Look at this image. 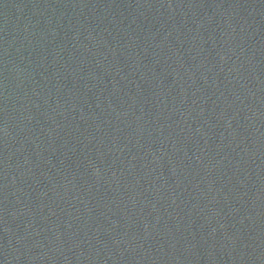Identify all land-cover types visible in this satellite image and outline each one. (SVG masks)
Returning <instances> with one entry per match:
<instances>
[{"label": "water", "instance_id": "obj_1", "mask_svg": "<svg viewBox=\"0 0 264 264\" xmlns=\"http://www.w3.org/2000/svg\"><path fill=\"white\" fill-rule=\"evenodd\" d=\"M0 264H264V0H0Z\"/></svg>", "mask_w": 264, "mask_h": 264}]
</instances>
